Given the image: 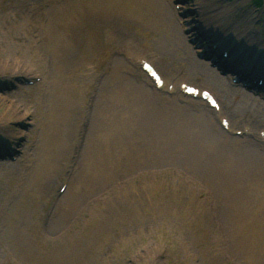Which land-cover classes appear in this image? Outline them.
Wrapping results in <instances>:
<instances>
[{
	"label": "rangeland",
	"instance_id": "1",
	"mask_svg": "<svg viewBox=\"0 0 264 264\" xmlns=\"http://www.w3.org/2000/svg\"><path fill=\"white\" fill-rule=\"evenodd\" d=\"M100 1L0 0V264H264V93L192 59L264 64V0Z\"/></svg>",
	"mask_w": 264,
	"mask_h": 264
},
{
	"label": "bare ground",
	"instance_id": "2",
	"mask_svg": "<svg viewBox=\"0 0 264 264\" xmlns=\"http://www.w3.org/2000/svg\"><path fill=\"white\" fill-rule=\"evenodd\" d=\"M111 5H112V2L110 1V2H106L105 3V0H102V1H100L99 2V4H96V5H93L92 6V8H96L98 11H101V9L102 8H104V13H106L107 11H108V9L110 8V9H114V8H112L111 7ZM88 6H90L89 4H88ZM112 11V10H111ZM72 43H74V42H77L75 39H74V34H73V36H72ZM79 43V42H78ZM243 47V46H242ZM198 52V51H197ZM235 52V51H234ZM194 53H195V55H198L197 53H196V51H194ZM194 53H193V51H192V59H193V61H195L196 63H198V64H200L201 63V66H202V64H203V68H204V66H205V68H208L207 70H211V72L213 71V70H215V69H213V67H208V62L205 60V59H198V56H196L195 57V55H194ZM236 53V52H235ZM194 55V56H193ZM235 55H237V53L235 54ZM141 58H143V57H141ZM238 58H241V57H238ZM138 59V58H137ZM137 59L135 58V61L137 62ZM2 63V62H1ZM3 64V63H2ZM253 66H255V67H259L261 70H263L264 71V64L261 62V60H259V59H256L255 60V63L253 64ZM260 66H262V67H260ZM216 71V70H215ZM233 71H235L234 69H233ZM220 70H217L215 73L216 74H214V72H213V74H211V77L213 78V80L215 81V82H224V81H222V78H224V77H222L221 75H220ZM210 73V72H209ZM230 73H236V72H230ZM164 79H165V86L167 87L168 86V84H170L171 83V81L166 77V76H164ZM225 80V79H224ZM225 82H227V80L225 81ZM182 83V82H181ZM180 82H177V85H179V87H180V84H181ZM165 87V88H166ZM54 90L55 91H57V84L55 83L54 84ZM238 90H241L242 92H244L245 93V89H242V88H240V89H238ZM233 93H236L235 91H233ZM247 100H249V101H253V103L255 104V107L256 108H260L263 112H264V104L263 103H260V100L259 101H257L256 99H255V97H252L251 95H248L247 96ZM264 100V99H263ZM208 110L210 111V112H214L215 113V116L220 120L221 118H222V115H219V113H216L215 112V110H213V109H211L210 107H208ZM237 124V123H236ZM233 129H235V127H234V124L232 123V126H231ZM200 138L202 139V136H203V138H205V135H203V133L201 132L200 133ZM240 152V151H239ZM239 152H233V154H234V156H236V159H238V154H239ZM209 168L210 167H208L207 168V170L209 171ZM230 176H231V173H230ZM234 179V178H233Z\"/></svg>",
	"mask_w": 264,
	"mask_h": 264
}]
</instances>
